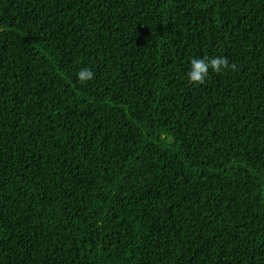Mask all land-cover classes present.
<instances>
[{"label": "trees", "instance_id": "1", "mask_svg": "<svg viewBox=\"0 0 264 264\" xmlns=\"http://www.w3.org/2000/svg\"><path fill=\"white\" fill-rule=\"evenodd\" d=\"M0 264H264V0H0Z\"/></svg>", "mask_w": 264, "mask_h": 264}, {"label": "clouds", "instance_id": "2", "mask_svg": "<svg viewBox=\"0 0 264 264\" xmlns=\"http://www.w3.org/2000/svg\"><path fill=\"white\" fill-rule=\"evenodd\" d=\"M235 65L231 64L227 57H199L190 59V70L187 72V79L194 85H203L210 73L225 74L234 71ZM95 73L90 68H82L77 73V79L81 83L93 80Z\"/></svg>", "mask_w": 264, "mask_h": 264}]
</instances>
